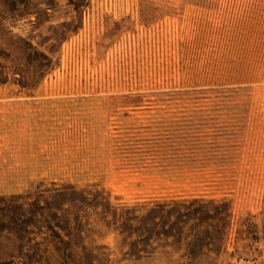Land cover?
Masks as SVG:
<instances>
[{
  "label": "rangeland",
  "instance_id": "obj_1",
  "mask_svg": "<svg viewBox=\"0 0 264 264\" xmlns=\"http://www.w3.org/2000/svg\"><path fill=\"white\" fill-rule=\"evenodd\" d=\"M54 186L208 203L209 247L138 256L101 209L0 264H264V0H0V198Z\"/></svg>",
  "mask_w": 264,
  "mask_h": 264
},
{
  "label": "trees",
  "instance_id": "obj_2",
  "mask_svg": "<svg viewBox=\"0 0 264 264\" xmlns=\"http://www.w3.org/2000/svg\"><path fill=\"white\" fill-rule=\"evenodd\" d=\"M210 207L208 203L195 199L120 208L99 194L87 193L72 186H54L49 190H39L35 196L0 198V230H12L22 239L36 243L34 237L39 232L46 230L58 233L59 229L68 232L69 250L73 249L72 236L83 238L87 234V229H83L85 217L91 211L102 209L104 215L114 218L121 225V233L131 234L129 240L133 242L138 256L152 255L153 251L150 250H155L156 245L164 250L188 246L190 251L187 250L186 254L196 256L208 249L210 244L209 236L202 237L205 227L200 224L203 222L202 216L210 214ZM67 212L68 227L62 219V215ZM2 218L7 220L4 228ZM82 248L87 247L83 244Z\"/></svg>",
  "mask_w": 264,
  "mask_h": 264
}]
</instances>
